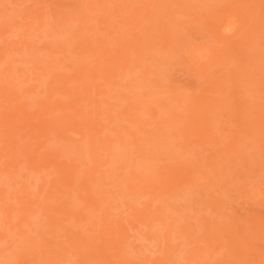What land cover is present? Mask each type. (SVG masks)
Here are the masks:
<instances>
[{
    "label": "rangeland",
    "instance_id": "rangeland-1",
    "mask_svg": "<svg viewBox=\"0 0 264 264\" xmlns=\"http://www.w3.org/2000/svg\"><path fill=\"white\" fill-rule=\"evenodd\" d=\"M0 264H264V0H0Z\"/></svg>",
    "mask_w": 264,
    "mask_h": 264
}]
</instances>
